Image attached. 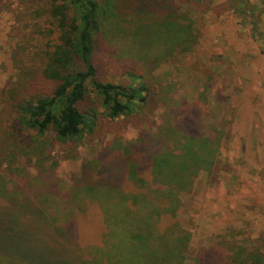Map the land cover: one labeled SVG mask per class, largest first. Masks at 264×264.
Segmentation results:
<instances>
[{
	"label": "trees",
	"instance_id": "16d2710c",
	"mask_svg": "<svg viewBox=\"0 0 264 264\" xmlns=\"http://www.w3.org/2000/svg\"><path fill=\"white\" fill-rule=\"evenodd\" d=\"M208 1L38 0L41 60L24 65L28 46L17 40L18 73L0 88L1 172L24 171L20 158L46 143L75 157L77 146L93 139L98 115L134 124L138 142L106 140L81 161L61 203L0 174V264H182L188 235L181 229L175 235L172 209L198 171L217 165V138L204 131V112L193 103L175 107L170 85L162 86L146 66L173 60L193 43L188 8L205 9ZM118 36L128 40L131 61L143 71L125 69L127 81L101 80L99 42ZM160 106V124L140 129V116ZM47 161L36 167L42 177ZM42 195L45 202H36ZM230 251L229 264H264L241 246ZM195 264H219V258L197 256Z\"/></svg>",
	"mask_w": 264,
	"mask_h": 264
},
{
	"label": "rangeland",
	"instance_id": "374dc122",
	"mask_svg": "<svg viewBox=\"0 0 264 264\" xmlns=\"http://www.w3.org/2000/svg\"><path fill=\"white\" fill-rule=\"evenodd\" d=\"M230 2L209 0L198 11L189 7L193 43L173 60L146 66L162 86L170 85L167 90L175 107L193 103L204 112L203 129L217 138V165L210 172L198 171L188 189L177 192L172 209L178 223L175 235L178 229L188 235L182 264H195L197 256L218 257L219 264H229L234 245L264 257V0H234L235 7ZM39 6L38 0H0V88L18 73L12 56L17 40L28 46L20 58L24 65L41 60L45 40L34 24ZM99 43L96 59L101 80L127 81L122 75L125 69L143 71L139 62L131 61L134 54L128 40L118 36ZM162 109L141 115L137 126L154 130ZM102 117L98 115L97 128L89 135L93 139L78 145L75 157L64 158L57 146L46 143L40 145V153L20 158L24 171L13 177L2 170L0 174L14 186L27 185L28 192L40 188L50 196L42 195L36 202L43 203L47 197L61 203L81 161L106 140L118 136L122 145L137 141L134 124ZM43 159L48 160L44 168L50 175L46 182L47 175L36 171Z\"/></svg>",
	"mask_w": 264,
	"mask_h": 264
}]
</instances>
